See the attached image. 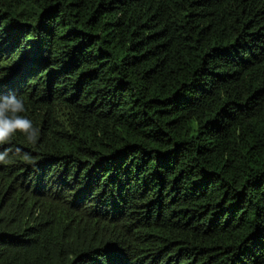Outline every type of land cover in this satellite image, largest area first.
<instances>
[{
  "label": "trees",
  "instance_id": "trees-1",
  "mask_svg": "<svg viewBox=\"0 0 264 264\" xmlns=\"http://www.w3.org/2000/svg\"><path fill=\"white\" fill-rule=\"evenodd\" d=\"M10 93L0 264H264V0H0Z\"/></svg>",
  "mask_w": 264,
  "mask_h": 264
},
{
  "label": "clouds",
  "instance_id": "clouds-1",
  "mask_svg": "<svg viewBox=\"0 0 264 264\" xmlns=\"http://www.w3.org/2000/svg\"><path fill=\"white\" fill-rule=\"evenodd\" d=\"M25 103L15 93L0 94V162H7L10 153L20 154L22 150L11 147L12 138L17 134L25 137L28 142L35 143L40 135L39 128L26 114ZM3 145H10L2 148ZM29 159L27 153L23 154Z\"/></svg>",
  "mask_w": 264,
  "mask_h": 264
}]
</instances>
